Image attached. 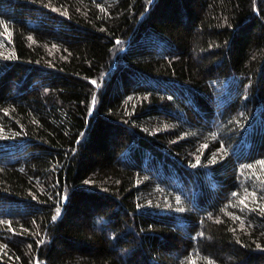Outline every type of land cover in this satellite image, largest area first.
<instances>
[{
    "label": "trees",
    "instance_id": "16d2710c",
    "mask_svg": "<svg viewBox=\"0 0 264 264\" xmlns=\"http://www.w3.org/2000/svg\"><path fill=\"white\" fill-rule=\"evenodd\" d=\"M0 264H264V0H0Z\"/></svg>",
    "mask_w": 264,
    "mask_h": 264
},
{
    "label": "snow or ice",
    "instance_id": "6c2138e0",
    "mask_svg": "<svg viewBox=\"0 0 264 264\" xmlns=\"http://www.w3.org/2000/svg\"><path fill=\"white\" fill-rule=\"evenodd\" d=\"M243 203V201H241Z\"/></svg>",
    "mask_w": 264,
    "mask_h": 264
}]
</instances>
